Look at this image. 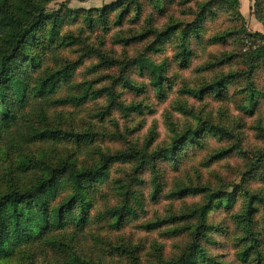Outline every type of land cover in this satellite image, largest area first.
Instances as JSON below:
<instances>
[{
    "label": "trees",
    "instance_id": "1",
    "mask_svg": "<svg viewBox=\"0 0 264 264\" xmlns=\"http://www.w3.org/2000/svg\"><path fill=\"white\" fill-rule=\"evenodd\" d=\"M43 1L47 0H0V14L15 24L0 28V156L9 163L6 181L0 175V262L24 253L26 257L34 254L35 260L43 257L45 260H53L55 264H111L110 260L95 258V254L81 255L78 245L80 235L86 233L94 223L106 226L111 232L120 233L131 221L139 219L134 205L140 206L141 202L134 191L120 187V183L114 187L115 190H121L120 204L106 202L102 184L109 180L111 167L115 163H133L137 174L150 168L155 175L154 198L161 191L157 163L172 162L175 168L178 167L183 147L186 144L202 146L201 139L205 134L233 140V148L238 153L251 156L244 181L264 168V149L244 151L240 143L241 135L234 130L209 125L180 133L170 120V146L149 151L129 143L123 150L115 153H104L101 149H96L87 159L80 160L79 155L83 149L93 144V134L67 130V119H63L61 112H53L66 107L80 109L88 102L104 96L108 100V112L116 109L125 115L142 114V107L119 102L113 87L95 89L94 84L98 81L75 82L80 63L55 56L58 51L75 46L78 39L70 32L62 33L65 18L58 13H49ZM139 1L117 0L108 11L115 12L126 2L127 5L117 15L119 23L130 12L131 4H138ZM150 1L157 8H162L163 0ZM212 2L235 11L244 20L239 13V0ZM208 6L209 4L204 8ZM106 11L107 8H104L100 12L104 23L107 21ZM258 13L263 15L264 11L259 10ZM259 18L263 21L262 17ZM85 21L90 25L92 17L87 15ZM200 29L201 23L197 22L181 29L174 24L159 31L149 29L138 37L124 40V43L128 45L151 35L154 42L149 50L157 52L174 33L181 31L176 57L179 66L186 69L192 55L190 40L199 37ZM231 34L225 33L210 40L217 44L226 41ZM244 35L254 45L244 56L247 69L224 75L216 82L217 91L214 94L226 99L229 86L239 79L244 80V93L248 100L244 109L249 111L257 103L260 94L253 76L264 65V35L248 33L246 30ZM54 57V61H51ZM233 58V55L226 56L220 63H232ZM98 60L96 65L88 68V74L95 73L100 68L118 67L120 75L116 83L121 84L124 89L141 93L143 89L126 76L127 70L136 65L140 71L146 70L152 76L158 98L165 96L164 83L167 77L164 75V64L154 63L146 57L119 61L102 53H98ZM65 90L67 94L60 96L61 91ZM214 91L210 86L184 90L186 94L199 100ZM180 110L184 114H191L185 107H180ZM63 142L73 144L74 149L62 153L58 146ZM232 150L218 151L211 156L209 162L223 160ZM198 195H206V202L194 210L197 222L185 227L189 237L187 250L180 256L166 258L163 247L156 244L149 264H264V223L260 224L257 219L264 210V195L246 189L242 193L245 203L241 214L235 218L240 235L234 242L237 251L231 263L220 262L211 256L204 243L209 240L211 233H222L219 225L209 222L210 213L217 208L230 211L235 204V196L233 193L211 192L206 187H181L174 197L183 199ZM99 206L102 209L98 210ZM176 220L147 221L141 228L151 233ZM178 233V230L173 231V234ZM94 236L96 244L108 248V258L118 259L115 264H147L143 261V254L146 252L142 245L122 242L121 238H117V244H113L99 235Z\"/></svg>",
    "mask_w": 264,
    "mask_h": 264
},
{
    "label": "rangeland",
    "instance_id": "2",
    "mask_svg": "<svg viewBox=\"0 0 264 264\" xmlns=\"http://www.w3.org/2000/svg\"><path fill=\"white\" fill-rule=\"evenodd\" d=\"M214 0H163L162 8H157L150 0H140L138 4H131L130 12L121 22H117V15L126 2L120 5L115 12L108 11L117 0H47L43 1L49 13H58L64 17L62 33L70 32L78 43L68 49L56 53V58L80 63L75 82L98 81L95 89L113 87L118 101L127 105L138 104L142 107V114L132 113L125 115L113 109L107 111V97L88 102L80 109L73 107L58 108L66 121V129L81 134H93V144L84 148L79 155L85 160L92 151L101 149L104 153H115L123 150L129 143L138 145L149 151L171 145L172 134L169 130V120L174 123L178 132L196 129L202 126L217 125L227 127L239 133L240 143L244 151L264 149V65L257 69L253 80L256 89L260 92L257 103L246 111L247 95L244 93L246 82L237 80L228 88V98L217 97L216 82L224 75L245 71L244 56L254 46L253 42L245 38L244 30L248 33L264 35V0H239L242 20L235 11L222 5L213 4ZM209 4L208 8H204ZM139 5V6H137ZM107 8V21L103 22L100 12ZM92 17L90 25L85 17ZM259 17L263 18V21ZM201 23L199 37L190 40L191 57L189 66L182 69L179 66L176 54L180 32L166 41L157 52H151L150 46L154 42L151 35L125 44L124 40L138 37L141 33L151 29L159 31L169 25H179L180 29L190 27L194 23ZM13 22L0 14V28ZM232 33L226 41L213 44L210 40L218 35ZM98 53L116 60H133L146 57L157 64H164L165 96L159 99L152 83V76L146 71H140L136 65L131 66L126 76L137 86L141 93L124 89L116 83L120 75L118 67L100 68L95 73H87L88 68L96 65ZM233 55L232 63L220 60ZM54 58L51 61H54ZM203 69H207L203 71ZM210 86L214 92L199 100L184 92L185 89H198ZM66 90L60 96L66 95ZM180 107H185L191 114H184ZM52 113V114H53ZM202 146L188 145L183 147L181 163L175 168L172 162L157 163L160 193L153 197L155 175L150 168L142 174L135 173L133 163H115L110 170V178L102 184L106 192L108 204H120L121 190L114 187L129 188L134 191L140 206L137 208L139 219L131 221L120 233L111 232L106 226L92 224L86 233L80 235L78 251L81 255H97L95 258L110 260L111 264L118 262L107 257L108 248L96 244L94 235L108 239L117 244L116 239L122 242H132L142 245L146 253L143 261L149 264L151 253L157 244L163 247L166 258L180 256L187 250L189 237L185 227L193 226L197 222L195 208L206 202V195L186 196L177 199L174 194L181 187H206L209 191L233 193L235 204L233 208L225 210L217 208L209 215V222L220 226L222 233H211L209 240L204 243L208 253L220 262L234 261V242L240 235L236 216L240 215L245 203L243 191L264 195V168L252 178L243 180L248 169L251 156H244L233 148L234 141L218 138L211 134L203 135ZM62 153L72 151L74 145L63 142L59 146ZM232 148V152L223 160L209 162L212 155L223 149ZM8 162L0 156V175L6 181ZM229 199H227L228 201ZM133 202V200H132ZM100 207V206H99ZM102 209V206L98 209ZM97 211V210H96ZM95 211H93V214ZM172 218L177 220L166 223L157 231L148 233L141 228L145 222L166 221ZM260 224L264 223V210L257 217ZM178 230V234H173ZM183 231L182 233H180ZM241 237V236H240ZM55 264L53 260L43 257L34 259L20 253L16 257L2 261L0 264Z\"/></svg>",
    "mask_w": 264,
    "mask_h": 264
}]
</instances>
